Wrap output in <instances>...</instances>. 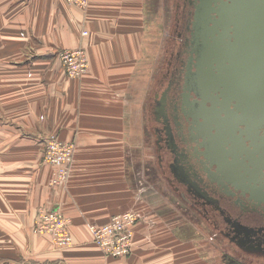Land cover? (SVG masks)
Listing matches in <instances>:
<instances>
[{
    "label": "crops",
    "instance_id": "obj_1",
    "mask_svg": "<svg viewBox=\"0 0 264 264\" xmlns=\"http://www.w3.org/2000/svg\"><path fill=\"white\" fill-rule=\"evenodd\" d=\"M157 3L90 0L83 10L65 0H0V264H195L194 239L162 219L150 231L138 224L128 256L106 257L90 231L134 206L157 216L130 176L132 153L148 147ZM77 48L89 67L70 78L59 55ZM51 135L76 144L59 186L43 159ZM41 207L70 219L72 247L33 232Z\"/></svg>",
    "mask_w": 264,
    "mask_h": 264
},
{
    "label": "flooded vegetation",
    "instance_id": "obj_2",
    "mask_svg": "<svg viewBox=\"0 0 264 264\" xmlns=\"http://www.w3.org/2000/svg\"><path fill=\"white\" fill-rule=\"evenodd\" d=\"M243 5L176 0L148 123L171 191L224 242L264 262V45L247 69L254 33L234 20Z\"/></svg>",
    "mask_w": 264,
    "mask_h": 264
},
{
    "label": "rangeland",
    "instance_id": "obj_3",
    "mask_svg": "<svg viewBox=\"0 0 264 264\" xmlns=\"http://www.w3.org/2000/svg\"><path fill=\"white\" fill-rule=\"evenodd\" d=\"M157 2L154 7L156 22H158L155 27L157 37L154 38L153 44L154 51L159 52V54L157 55L158 63L155 68L149 69L148 67L147 69L148 78L151 77V79L147 83L146 112L149 110V101L151 93H153L152 87L156 84L155 81L159 72L165 64L168 40L171 38L175 15V0H157ZM159 19L162 20L161 23ZM151 45L148 49H151ZM146 133L148 147L143 150L144 153L141 151L132 153V156L136 159L132 160L130 176L139 200L145 201L152 210L153 215L156 214L157 216L154 215L155 218H152L144 210L137 209L135 206L131 209L142 214L143 223L146 224L149 231L152 228L150 227L151 221L162 219L170 223L180 237L193 238L196 250L195 264H264V262H258L254 258L242 255L239 250H236L226 241L225 243L212 227L191 211L171 191L166 179L159 173L154 139L147 124V117Z\"/></svg>",
    "mask_w": 264,
    "mask_h": 264
},
{
    "label": "built area",
    "instance_id": "obj_4",
    "mask_svg": "<svg viewBox=\"0 0 264 264\" xmlns=\"http://www.w3.org/2000/svg\"><path fill=\"white\" fill-rule=\"evenodd\" d=\"M70 5L87 9L90 0H65ZM84 34H87L84 32ZM60 59L70 78H80L88 71L89 60L84 48L66 50L60 53ZM76 144L61 140L51 135L45 141L44 161L54 169L51 185L64 184L70 174L74 162ZM144 222L142 214L134 209L114 215L105 225L92 224L90 231L93 242L106 257L128 256L133 252L136 227ZM33 232L48 235L55 247L59 249L73 246V235L70 219L58 209L41 207L38 211Z\"/></svg>",
    "mask_w": 264,
    "mask_h": 264
},
{
    "label": "water",
    "instance_id": "obj_5",
    "mask_svg": "<svg viewBox=\"0 0 264 264\" xmlns=\"http://www.w3.org/2000/svg\"><path fill=\"white\" fill-rule=\"evenodd\" d=\"M234 4L235 2H233V5L231 7L234 6L235 8ZM240 9H241L240 12H237V13L235 12L234 14V16L236 15V18H234V20H237V17H238L237 25H238L239 30L254 33L251 36L252 38V43H251L252 50L251 51L252 52L248 53L249 60H247L248 62L251 63V66L247 67V69L249 68L251 69L252 67H255V65H258L257 61H259L260 52L262 51V49L259 47L261 45H264L261 43L259 44L260 29H263V35H264V6L259 5V3L255 2L254 0L253 1L245 0V5L241 6ZM256 47L257 49L255 50ZM244 53L242 54V56L244 55ZM262 55L264 56L263 52H262ZM262 61L264 62V58L260 59L259 61L261 62L260 65L263 63ZM259 67L260 66H258L257 68L259 69ZM260 73L261 74L258 77L259 79L264 77V70Z\"/></svg>",
    "mask_w": 264,
    "mask_h": 264
}]
</instances>
